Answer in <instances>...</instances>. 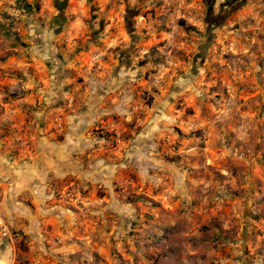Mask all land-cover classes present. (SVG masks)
<instances>
[{
	"label": "rangeland",
	"instance_id": "1",
	"mask_svg": "<svg viewBox=\"0 0 264 264\" xmlns=\"http://www.w3.org/2000/svg\"><path fill=\"white\" fill-rule=\"evenodd\" d=\"M0 264H264V0H0Z\"/></svg>",
	"mask_w": 264,
	"mask_h": 264
},
{
	"label": "built area",
	"instance_id": "2",
	"mask_svg": "<svg viewBox=\"0 0 264 264\" xmlns=\"http://www.w3.org/2000/svg\"><path fill=\"white\" fill-rule=\"evenodd\" d=\"M1 235L4 236V237L9 238L11 240L16 239V237L18 236L17 233L9 231L6 228H2Z\"/></svg>",
	"mask_w": 264,
	"mask_h": 264
}]
</instances>
